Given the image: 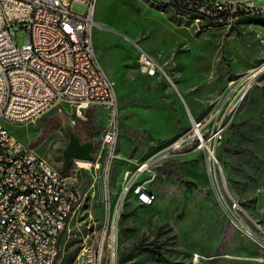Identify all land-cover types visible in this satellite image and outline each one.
<instances>
[{
    "label": "rangeland",
    "instance_id": "1",
    "mask_svg": "<svg viewBox=\"0 0 264 264\" xmlns=\"http://www.w3.org/2000/svg\"><path fill=\"white\" fill-rule=\"evenodd\" d=\"M70 9L79 15L86 11L79 3ZM93 20L94 54L113 85L118 115L109 178L104 177L101 148L108 110L89 108L100 116L99 130L88 140L94 144L97 170L70 162L64 173L59 171L68 138L58 112L71 118L78 137L88 142L84 112L77 116L74 106L62 103L31 122L4 125L82 196L60 233L55 264H73L81 249L98 243L107 221L113 220L104 264H264L259 261L264 257V69L243 100L231 102L234 111L221 138L211 143L212 170L207 152L193 141L141 174L120 199L125 170L137 169L180 139H193L192 123L230 102L233 85L264 67V14L242 16L227 30L192 22L201 19L189 10L182 19L160 0H96ZM14 38L18 48L25 44L22 30ZM139 51L163 72L153 77L141 73ZM213 125L199 128L203 140ZM142 186L155 197L150 207L137 202L135 192L141 193ZM152 244L161 247L159 255L144 250Z\"/></svg>",
    "mask_w": 264,
    "mask_h": 264
},
{
    "label": "built area",
    "instance_id": "2",
    "mask_svg": "<svg viewBox=\"0 0 264 264\" xmlns=\"http://www.w3.org/2000/svg\"><path fill=\"white\" fill-rule=\"evenodd\" d=\"M160 1L168 2L182 19L191 2L199 3L198 10L208 12L214 23L227 30L243 16L239 12L264 14V5H256L250 0H209L210 10L204 7L202 0ZM95 2L0 0V127L31 122L62 103L76 107L77 116L93 107L108 110L109 119L101 136V148L105 150L103 172L107 180L116 156L119 126L113 85L93 52ZM72 3L84 6L85 13H73L70 9ZM192 22L205 23L202 20ZM18 30L25 33V44L20 48L14 38ZM137 62L140 72L149 77L163 72L143 51H139ZM263 69L260 67L234 84L229 93L232 95L230 102L201 122H193V139L189 140V136L180 139L137 169L125 170L120 199L127 195L133 181H139L141 174L151 172L152 166L170 159L193 141L199 142L198 149L205 146L210 158L211 143L221 138L234 111L231 102L238 104L243 100L253 78ZM212 121L214 125L211 130L206 129L208 137L203 140L199 128ZM99 165L98 161L88 164L95 170ZM64 182L69 179L33 150L23 146L11 133L0 134V215L11 212V221L0 227V264H55L60 233L82 198L80 191L73 188L64 191ZM3 189H11V196L3 197ZM20 189H32L34 207H26V198L19 197ZM149 197L153 194L147 193L142 186L137 202L146 203ZM235 207L234 203L232 208ZM114 225V220L107 221V228L98 243L81 249L73 264H104L105 248L108 247L104 244L106 233ZM38 227H45L48 240L38 238ZM248 235L255 237L252 232ZM46 244H53L51 255H42V247ZM109 248L113 260L115 245L112 243ZM261 258L259 261L263 262L264 257Z\"/></svg>",
    "mask_w": 264,
    "mask_h": 264
},
{
    "label": "water",
    "instance_id": "3",
    "mask_svg": "<svg viewBox=\"0 0 264 264\" xmlns=\"http://www.w3.org/2000/svg\"><path fill=\"white\" fill-rule=\"evenodd\" d=\"M57 120L68 138L67 145L62 152L63 163L61 168H66L70 162L89 164L92 161L94 144L89 141L83 142L76 134L74 121L62 112H58ZM254 238L258 241L256 237Z\"/></svg>",
    "mask_w": 264,
    "mask_h": 264
},
{
    "label": "trees",
    "instance_id": "4",
    "mask_svg": "<svg viewBox=\"0 0 264 264\" xmlns=\"http://www.w3.org/2000/svg\"><path fill=\"white\" fill-rule=\"evenodd\" d=\"M252 1V0H250ZM256 5H264V4H257L255 1H253ZM202 4L204 5V7L207 10H210V1L209 0H202ZM200 4L199 3H195V2H191V6L189 11L192 12V17L193 18H200L202 21H204L205 25L208 27H213V28H221L220 24H216L212 21V19L210 17H205V15L199 13V8ZM204 12V11H202ZM205 14L208 15V12H204ZM211 13H214L213 11ZM239 14L246 16V15H250L249 13H245V12H239ZM84 115H85V120L84 122H82V129L83 132L85 134V140L84 141H88L91 139V137L93 136L94 133L98 132V118L99 113L98 112H94L93 110L87 109L84 111ZM60 173H64V169H60L59 170ZM181 182H183L185 185H193L194 184L190 181H187L185 179H180ZM161 249V247L156 246L155 244H152L150 248H145L144 250L154 254V255H159V250Z\"/></svg>",
    "mask_w": 264,
    "mask_h": 264
},
{
    "label": "bare ground",
    "instance_id": "5",
    "mask_svg": "<svg viewBox=\"0 0 264 264\" xmlns=\"http://www.w3.org/2000/svg\"><path fill=\"white\" fill-rule=\"evenodd\" d=\"M169 6H170V4H169ZM93 52H94V50H93ZM94 56H95V54H94ZM0 134H10V133L4 127H0ZM202 149L206 150L205 146H202ZM161 153H163V151L160 152V154ZM209 156H210V158L209 157L208 158H209V162L211 163V165H209L208 168H209V170H212L213 169L212 164H213L214 153H212ZM149 161H147V162H149ZM129 189H128V191H129ZM64 191H71V188L69 187L68 182H64ZM139 191L140 190H136L135 196H137V197L139 196V194H140ZM10 196H11V189H3V197H10ZM19 197L26 198V207H34V196L32 195V189H20L19 190ZM154 200H155L154 196L149 197L146 200V203H140V204L142 206H145V207H150L154 203ZM79 203H80V201H78L76 203V207L79 205ZM10 221H11V212H4L0 215V227H5ZM38 238L40 240H48V232L45 230V227H38ZM52 253H53V244H46L45 246L42 247V255H51Z\"/></svg>",
    "mask_w": 264,
    "mask_h": 264
},
{
    "label": "crops",
    "instance_id": "6",
    "mask_svg": "<svg viewBox=\"0 0 264 264\" xmlns=\"http://www.w3.org/2000/svg\"><path fill=\"white\" fill-rule=\"evenodd\" d=\"M252 1H255L257 3V0H252ZM258 4V3H257ZM259 4H264V3H259ZM94 21V20H93ZM94 28V27H93Z\"/></svg>",
    "mask_w": 264,
    "mask_h": 264
}]
</instances>
